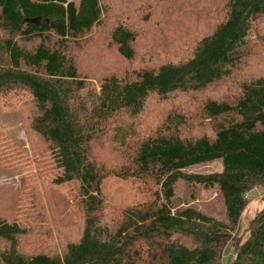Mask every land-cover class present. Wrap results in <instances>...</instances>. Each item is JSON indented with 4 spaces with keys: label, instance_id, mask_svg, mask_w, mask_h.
I'll return each instance as SVG.
<instances>
[{
    "label": "trees",
    "instance_id": "obj_1",
    "mask_svg": "<svg viewBox=\"0 0 264 264\" xmlns=\"http://www.w3.org/2000/svg\"><path fill=\"white\" fill-rule=\"evenodd\" d=\"M221 2L198 14L174 0H0V106L30 143L0 132V165L22 185L21 213L0 218V264H264V204L241 221L248 193L264 191V33L247 39L264 0ZM180 13L193 17L184 34L137 52L134 20L179 28ZM213 160L220 172H184ZM71 181L77 217L55 243L41 192ZM178 181L214 187L224 218L174 205Z\"/></svg>",
    "mask_w": 264,
    "mask_h": 264
},
{
    "label": "rangeland",
    "instance_id": "obj_2",
    "mask_svg": "<svg viewBox=\"0 0 264 264\" xmlns=\"http://www.w3.org/2000/svg\"><path fill=\"white\" fill-rule=\"evenodd\" d=\"M174 1L176 2L177 5L181 4V2H183L182 4H185L186 2L192 3L195 8L197 6L196 12L198 14L200 12L202 14L203 13L202 11L206 13L207 11L204 10L206 7L210 8L214 6V8L215 7L220 8L222 3L221 0H212V2H210L209 0H174ZM196 2H198L200 5ZM204 6L205 8H203ZM180 16L183 26L180 23L181 22L180 21L179 28L178 26H174L175 22L171 23L168 27L166 26L164 28L162 27L164 25L160 23V25L157 28H155L154 25L158 24L156 20V18L158 17L154 18L153 20H150L149 22L148 20H145V24L143 26H138L139 22H137V20H134L132 24H136V29L138 28L142 31L141 33L142 38L138 39L135 44L137 52L139 51V54L141 52H144V49L142 50V48L144 47L143 46L144 41L147 39L151 40V39L159 38L160 37L159 33L161 32L170 35L172 33L171 31L180 29L182 33H180L179 30L174 31L173 39H175L177 36H180L181 34H184L185 26H188L187 24L192 22L193 17L185 13H180ZM136 19L142 21L141 16L136 17ZM207 19L208 21L217 20L216 17L213 15H211V17ZM257 28H260L259 30L262 33H264V19H261L258 23L256 22L252 24V28L248 31L247 39H253L255 37L254 29ZM177 40H180V37L177 38ZM171 52H172L170 57L171 59H174L175 57L179 56L177 55V53L181 54V52L178 50H171L169 53ZM156 53L158 57V59L156 60L162 61L164 59H168L169 56L168 53L160 54L158 51H156ZM131 65L135 66L133 64ZM124 67H127V65L124 64ZM231 87L232 86L230 85L229 82H225L223 84L221 83L220 85H216L214 88H217L216 91H218V93L221 94L223 93V95H225L227 93V90H229V88ZM208 95L211 97H217L220 94H215V92L214 93L209 92ZM155 105H157L156 99L155 97H152L148 100L147 106L145 107L144 110L147 113L149 112V114L150 113L152 114L151 110L155 107ZM152 115L145 117L152 120L151 119L153 117ZM145 117L141 118V120L139 121V125L141 126V128H139L140 129L139 133H142L143 131H144L143 133H146L149 129L148 128L146 130V128L150 127L149 125H147L149 124V121H147ZM153 120H152V125L155 124ZM137 126H138V121H137ZM0 132H3L8 136H10L12 140H15V142H17L24 149H26L27 153L29 154L30 143L28 141L27 135L25 134L22 117L17 110H5L2 109L0 106ZM99 144L101 143L99 142ZM99 146L100 145L97 146L98 147L97 149H99ZM221 169H222L221 162L219 160H213L207 163L191 166L185 169L184 172L191 174H207L212 172H220ZM20 179H21V174L18 171L10 167H5L3 165H0V218L5 219L8 222L14 221L17 215L21 213V210L18 208L17 205V201L20 195V186H22L20 185ZM76 187H77V182L71 181L69 183L64 184L63 187L46 185V187H43V192H41L42 199L40 202L44 207L43 212L47 222V225L44 226V228L50 230L51 235L54 236L53 239L55 243L57 242L56 238H60L59 236L62 232L60 231L61 226L63 224L70 222L74 218V216L77 217L76 211L74 210L73 206H71L72 205L71 193L73 191L75 192ZM192 189H194L195 191L193 192ZM263 196H264V191L261 190L260 188H254L248 193V203L241 217L242 223H244L245 220L250 218L259 208L262 207V205L264 204L262 200ZM173 204L177 206L191 205L207 215L213 216L218 219L224 218L223 203L221 199L218 197L214 187H205L203 185L191 187L186 185L183 181H178L175 185ZM73 210L75 212V215L73 214ZM37 233L40 232L32 231L31 235L35 236V234ZM68 234L69 233H67V235ZM74 236L70 238H74ZM40 239L42 238L40 237L39 240ZM43 241L44 240H42V242ZM49 243L50 242L44 241L45 245ZM42 246H40L41 249H43Z\"/></svg>",
    "mask_w": 264,
    "mask_h": 264
},
{
    "label": "water",
    "instance_id": "obj_3",
    "mask_svg": "<svg viewBox=\"0 0 264 264\" xmlns=\"http://www.w3.org/2000/svg\"><path fill=\"white\" fill-rule=\"evenodd\" d=\"M30 20L37 22L39 20V18L37 17V18L30 19Z\"/></svg>",
    "mask_w": 264,
    "mask_h": 264
}]
</instances>
